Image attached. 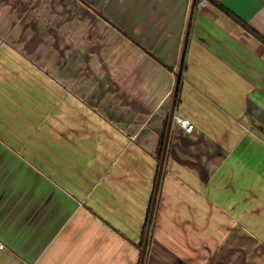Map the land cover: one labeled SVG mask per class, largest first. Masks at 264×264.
Segmentation results:
<instances>
[{
    "label": "crops",
    "instance_id": "crops-1",
    "mask_svg": "<svg viewBox=\"0 0 264 264\" xmlns=\"http://www.w3.org/2000/svg\"><path fill=\"white\" fill-rule=\"evenodd\" d=\"M215 1L264 37V0ZM27 3L34 11L25 23L0 8V35H71L74 50L89 53L94 79L83 82L85 103L51 87L14 39L0 43L9 52L0 54L1 69L11 64L21 79L66 94L65 110L78 105L81 123L62 121L61 104L51 108L56 131L70 137L73 126L82 139L0 141V264H139L149 223L145 264L264 263V43L212 2ZM172 113L194 131L170 124ZM113 116L128 117L114 124ZM42 168L71 180L73 194Z\"/></svg>",
    "mask_w": 264,
    "mask_h": 264
},
{
    "label": "rangeland",
    "instance_id": "rangeland-1",
    "mask_svg": "<svg viewBox=\"0 0 264 264\" xmlns=\"http://www.w3.org/2000/svg\"><path fill=\"white\" fill-rule=\"evenodd\" d=\"M27 1L29 0H0V8L6 7L9 11H13L11 13L17 12L16 17L18 21H16L25 23L28 17L27 15H29L31 11H34L32 8V5L34 4H28ZM8 17L9 13H6L4 18L1 20L7 21ZM55 31L56 30H52L51 33H34L32 37L27 38L24 36L16 37L15 35H0V43L9 44V39H14L13 42L17 45V48H20V51L17 50L18 54L26 58H30L33 64L37 68L39 67L38 70L45 72L47 78L51 80V87L55 88L58 86L70 94L75 93V95L79 98L83 100L85 99V103H89L91 99L90 95L89 97L87 96L89 93L84 94L85 90H88V81L94 79L92 77L89 78V74L92 72V69L90 72L89 66V53L74 50L73 37L71 35L60 36L59 34H55ZM26 41L27 44L25 45ZM41 47L42 49L47 47L48 51H39ZM3 51L5 53H9L5 48H3ZM3 51H0V54H2ZM38 60L46 61L48 63V67H44L45 65ZM5 66L10 68L6 67L7 71L5 68L4 70L0 68V77L5 78V76L9 74L11 82L0 78V141L8 142L9 144H27L30 141H37L41 139H43L42 141H57L56 139H61V142H66V140L68 141L69 139L71 141L72 139L81 144L82 139L74 130L75 128L73 126H69L70 124H67L70 127L68 131L70 137L56 131L55 128L58 127L56 124L59 121L56 123V120L58 119L54 114H57V111H55L56 109L51 108V105H54L55 102L56 104H61L59 107L61 108V111L64 112L62 121L66 122L70 116L73 119L77 112H79L80 108L78 105L75 104V109L73 110H68V108L65 110L66 103H64L65 100L63 101V99L66 94L60 93L59 95H56L54 93H49L46 89L41 88L40 85H33L31 82L21 79L16 74V71L11 73L12 68H14L13 65L7 64ZM96 74L97 77L104 75L101 69L98 68ZM84 81H87L88 83L83 84ZM6 82L10 84H5ZM98 85L103 84L98 83L97 86ZM117 88H119V86H113V90ZM79 89L81 90L79 91ZM125 103L126 101H117L115 107H119L121 104ZM73 111H75L74 114ZM83 117L86 120L90 119L87 115H84ZM100 117L104 118V116ZM127 117L128 116H117L116 118L113 116V123L119 124L122 122L121 120L126 119ZM74 118L76 121L81 123L78 116ZM79 118L82 119L81 116ZM133 118L134 117H129L128 119L132 120ZM166 120L164 119L163 122H166ZM132 122H136V120ZM94 132L97 131H92V133L86 132L85 136L87 137H85V139H88L91 135L96 134ZM114 133L116 132L114 131ZM130 134L134 133H129V135ZM42 136L46 137L43 138ZM61 145H64L63 148H65V152L75 155L76 151L72 147L68 146V144ZM15 149L19 151V147L17 145ZM155 157L159 160L161 155L157 154ZM42 170L45 174H48L57 183L68 189L73 194L72 186L69 182L71 180L68 179L65 181L62 178L56 177L46 168H42ZM151 226L152 224L149 223L147 228L144 229L146 231V242L144 247L147 248V251L149 250V244H151L153 238L152 234L154 227ZM243 242L244 240L242 239V243ZM260 249L261 251L263 250V244H259L258 250ZM259 263L260 259L258 258L257 264ZM261 264L264 263L261 262Z\"/></svg>",
    "mask_w": 264,
    "mask_h": 264
},
{
    "label": "trees",
    "instance_id": "trees-1",
    "mask_svg": "<svg viewBox=\"0 0 264 264\" xmlns=\"http://www.w3.org/2000/svg\"><path fill=\"white\" fill-rule=\"evenodd\" d=\"M208 3L212 2L213 4H216L219 8H221L230 18H232L237 24H239L242 28H244L246 31H248L251 35H253L256 39H258L259 41H261L262 43H264V37L259 34L255 29H253L252 27H250L247 22H245L244 20L237 18L233 13H231L229 10L225 9L219 2H216L215 0H207ZM199 3V0H194V6ZM183 70V68H181V71ZM181 80H182V76H180V79L178 81L177 84V88L175 91V101H174V105L176 106L179 102V93H180V86H181ZM168 120L169 117L167 118L166 122H164L165 125V129L163 131V133L161 134V138H160V143H159V148H158V154L162 155L163 150H164V138H165V133H166V127L168 125ZM152 227V226H151ZM147 228V226H146ZM146 240V231L144 230V234H143V238H142V242H141V246L143 247L144 243ZM146 255H147V248L144 247L143 249V253L141 254L140 257V262L139 264H145L146 263Z\"/></svg>",
    "mask_w": 264,
    "mask_h": 264
},
{
    "label": "built area",
    "instance_id": "built-area-1",
    "mask_svg": "<svg viewBox=\"0 0 264 264\" xmlns=\"http://www.w3.org/2000/svg\"><path fill=\"white\" fill-rule=\"evenodd\" d=\"M200 5H207V0H199ZM174 123L183 129V131L187 134H191L194 131V125L185 117L182 116H173ZM3 247V245H1Z\"/></svg>",
    "mask_w": 264,
    "mask_h": 264
},
{
    "label": "water",
    "instance_id": "water-1",
    "mask_svg": "<svg viewBox=\"0 0 264 264\" xmlns=\"http://www.w3.org/2000/svg\"><path fill=\"white\" fill-rule=\"evenodd\" d=\"M172 119H173V113L170 115V124L172 123ZM167 144V142H166Z\"/></svg>",
    "mask_w": 264,
    "mask_h": 264
}]
</instances>
